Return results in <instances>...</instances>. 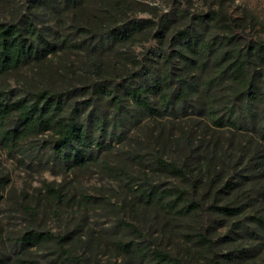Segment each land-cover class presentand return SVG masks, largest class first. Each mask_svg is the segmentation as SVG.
Here are the masks:
<instances>
[{"label":"rangeland","instance_id":"obj_1","mask_svg":"<svg viewBox=\"0 0 264 264\" xmlns=\"http://www.w3.org/2000/svg\"><path fill=\"white\" fill-rule=\"evenodd\" d=\"M109 1L0 0V24H17L23 31L32 24L53 48L39 62L0 76V91L13 100L45 89L60 92L66 115L88 123L104 142L94 149V161L73 170L57 157L50 133L28 137L14 151L0 142V264H74L60 259L53 241L24 249L16 238L31 227L63 236L82 264H158L154 251L184 264H264V226L253 219L264 218L263 111L257 105L250 116L237 102L234 120H247L246 127H220L204 111L213 95L219 115L231 118V83L225 77L209 83L218 75L214 56L264 42V0H120L119 12L105 19ZM213 10L229 16L231 26L201 20ZM132 21L148 24L128 42L108 36ZM181 31L211 43L197 63L184 50ZM94 56L101 62L99 72L92 66ZM253 65L264 75V63ZM166 72L172 91L180 79L192 84L177 115L145 113L122 96V86L103 95L89 87L107 79L144 86ZM116 95L124 99L120 108ZM149 96L158 107L159 94ZM95 115L105 118L102 129L92 126ZM157 158L191 172L187 178L172 175L156 165ZM154 187L185 188L204 210L168 212L141 195ZM213 203L240 212L226 216L207 210ZM29 209L36 210L34 224ZM198 235L213 246L202 244Z\"/></svg>","mask_w":264,"mask_h":264},{"label":"trees","instance_id":"obj_2","mask_svg":"<svg viewBox=\"0 0 264 264\" xmlns=\"http://www.w3.org/2000/svg\"><path fill=\"white\" fill-rule=\"evenodd\" d=\"M74 3V0H69ZM120 0H110L108 2L107 14L105 19L113 18L115 12H119ZM204 20L215 21L224 20L231 26L232 19L223 11L213 10L200 17ZM148 21H132L122 27L111 29L108 36L116 41L128 42L139 34ZM182 39H186L183 44L184 50L193 54L195 59L193 63L207 54L211 48V43L192 37L186 31L179 33ZM231 41L230 39L228 40ZM53 52L52 46L41 40V36L36 32V28L31 25L23 31L17 24H0V76L17 69L25 62H39L48 53ZM180 56L186 57L183 53ZM171 61V56H167ZM93 59V68L96 72L100 70L101 62ZM215 65L217 66V76L210 79L209 83L214 84L218 78L225 77L232 85L231 118L226 120L225 116H220L213 95H209L208 105L205 112L210 119L222 127L226 123L236 127L238 123L247 126V120H234L236 115L235 106L237 102L241 103L244 112L253 115L256 112V106L259 105L263 111V120L259 125V130L264 138V75L261 70L253 65V61L264 63V42H257L247 51L225 48L217 52L214 56ZM108 80V79H107ZM103 81L96 83L90 88H94L100 95L105 93L111 94L112 88L122 86V96L128 101H134L145 113L151 115L176 114L181 110V104H185L192 94V84L187 83L185 79L178 82V90L171 88L172 77L166 72L149 85H137L134 82L113 83L114 81ZM157 93L160 97L159 106L152 104L150 94ZM113 101L120 108L124 99L119 96H113ZM67 101L60 92L49 89L39 92H30L24 98L11 99L4 91H0V142L10 151L19 149L21 143L28 137L39 136L50 133L53 136L54 151L57 157L66 165L68 170L77 167H85L96 159L94 149L101 147L104 142L100 137L94 136L89 124L79 122L66 115ZM249 116V115H248ZM93 127L102 129L105 125V118L100 115L92 117ZM156 165L172 175L180 178H187L190 170L178 166L173 162L157 158ZM52 196L60 202L64 201L60 192L47 187ZM141 195L147 196L148 199L154 200L163 209L171 213L188 215L199 210H204L201 203L191 197L190 192L185 188H152L150 193L142 190ZM207 210L213 211L220 215L235 216L240 210L229 205H218L213 203L206 207ZM35 209H29L28 215L34 224L33 216ZM260 225L264 226V218L253 217ZM199 241L212 247L213 243L205 235H198ZM17 242L24 247H41L44 243L53 241L61 253L62 261H71L74 264H82L80 257L73 255L72 251L64 246L65 238L56 236L50 232H43L31 227L22 235L17 236ZM129 247V246H127ZM138 251H141L138 249ZM21 258V254L18 255ZM154 259L158 264H184L180 259L169 255L166 252L154 251ZM18 258V259H19ZM2 263V259H0Z\"/></svg>","mask_w":264,"mask_h":264}]
</instances>
